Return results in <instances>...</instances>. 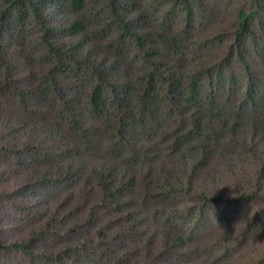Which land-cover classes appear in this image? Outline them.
Listing matches in <instances>:
<instances>
[{
	"label": "trees",
	"instance_id": "1",
	"mask_svg": "<svg viewBox=\"0 0 264 264\" xmlns=\"http://www.w3.org/2000/svg\"><path fill=\"white\" fill-rule=\"evenodd\" d=\"M175 2L0 0V264H180L153 208L264 206V0Z\"/></svg>",
	"mask_w": 264,
	"mask_h": 264
},
{
	"label": "rangeland",
	"instance_id": "2",
	"mask_svg": "<svg viewBox=\"0 0 264 264\" xmlns=\"http://www.w3.org/2000/svg\"><path fill=\"white\" fill-rule=\"evenodd\" d=\"M246 1L212 0V3L219 4L221 8V12H216L214 17L219 26H230L235 20L237 8ZM153 2L163 12L169 11L176 5L175 0H153ZM248 87L246 84L245 88ZM260 93L264 99V92ZM256 172L241 174L239 181L229 184L227 189L230 192H238V189L242 187V180L246 179L252 185H260L262 187L261 194L264 197V180L260 182ZM15 185L14 181L7 180L4 172L0 170V191L9 193L15 189ZM31 203H35L33 198L30 199ZM202 207L201 202L184 196L179 202L171 201L167 205L163 204L159 211L157 208H153L146 217L157 243L163 242L166 229H168L173 242L180 238L177 242V250L183 243L185 248L180 249V254H189L188 259L180 257V264H208V262L214 264V260L216 264H264L263 204H256L252 207H230L228 205L210 207L205 211L208 213L207 220L200 225L199 215L205 213ZM256 216H259L257 221H255ZM4 222H8V224L4 223L5 227H10L11 223L9 222H15V218L13 216L6 217ZM11 233L15 237V232L11 231ZM223 236L231 238L223 241ZM206 244L211 249L213 248L210 257L205 249Z\"/></svg>",
	"mask_w": 264,
	"mask_h": 264
}]
</instances>
